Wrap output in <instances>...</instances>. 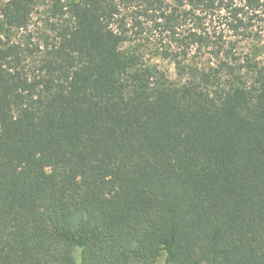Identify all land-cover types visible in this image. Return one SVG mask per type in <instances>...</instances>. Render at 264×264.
Returning a JSON list of instances; mask_svg holds the SVG:
<instances>
[{"label":"trees","instance_id":"obj_1","mask_svg":"<svg viewBox=\"0 0 264 264\" xmlns=\"http://www.w3.org/2000/svg\"><path fill=\"white\" fill-rule=\"evenodd\" d=\"M41 1L0 4V264H264V0H52L16 41Z\"/></svg>","mask_w":264,"mask_h":264},{"label":"rangeland","instance_id":"obj_2","mask_svg":"<svg viewBox=\"0 0 264 264\" xmlns=\"http://www.w3.org/2000/svg\"><path fill=\"white\" fill-rule=\"evenodd\" d=\"M5 0H0V4ZM64 1V0H63ZM52 0H42L39 5L36 6L35 10L32 14L31 23L29 25V29L27 32L20 31L15 35L16 41H21L26 38V34H31L32 43H42L44 41V36H53L54 32L49 29L47 26L46 20L55 21L52 18ZM158 37H152L151 41L147 43L148 46H144L142 48V60L149 66L156 67L160 72L164 73L170 79H174L176 77L174 64L169 59H164L160 55L156 53V47L161 44ZM248 43V42H246ZM264 43V39L258 43V45H262ZM157 44V45H156ZM243 45V44H242ZM263 47V46H262ZM246 50V49H245ZM261 57L264 59V48L261 49ZM156 264H162V259L156 262Z\"/></svg>","mask_w":264,"mask_h":264}]
</instances>
